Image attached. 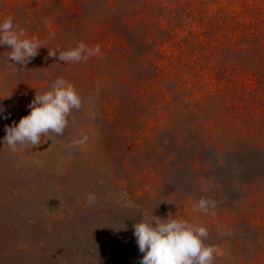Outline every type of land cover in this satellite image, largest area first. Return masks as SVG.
Segmentation results:
<instances>
[{
    "label": "rangeland",
    "instance_id": "rangeland-1",
    "mask_svg": "<svg viewBox=\"0 0 264 264\" xmlns=\"http://www.w3.org/2000/svg\"><path fill=\"white\" fill-rule=\"evenodd\" d=\"M8 17L43 47L24 66L0 45V264H138L134 224L168 216L207 227L215 264H264V0H0ZM79 42L102 55L49 56ZM60 77L82 97L64 134L11 150Z\"/></svg>",
    "mask_w": 264,
    "mask_h": 264
},
{
    "label": "clouds",
    "instance_id": "clouds-1",
    "mask_svg": "<svg viewBox=\"0 0 264 264\" xmlns=\"http://www.w3.org/2000/svg\"><path fill=\"white\" fill-rule=\"evenodd\" d=\"M54 35V34H53ZM0 45H7L11 52L9 60L17 65L26 66L39 54L43 47L42 41L36 37H29L14 22L13 17H8L0 22ZM65 63L81 62L93 56H101V46L89 47L84 42H79L68 50H50V57H57ZM82 107V97L74 83L63 77L57 78L51 89L43 94H38L28 105L30 113L12 125L5 127L7 142L11 150L18 147L38 146L51 139L49 133L63 135L69 124L68 117L73 109ZM5 109L0 107V114ZM8 119L7 115L2 116ZM42 136L45 139L42 140ZM88 136L81 133L80 138L72 141V147L86 144ZM87 202L95 201V193H88ZM196 210L204 214L215 215L214 209L217 201L201 197L195 205ZM134 237L142 257L138 264H215L221 250L216 245L207 244L209 231L206 226L182 218L166 219L145 217L134 224ZM125 228V227H124ZM126 230V229H125Z\"/></svg>",
    "mask_w": 264,
    "mask_h": 264
}]
</instances>
